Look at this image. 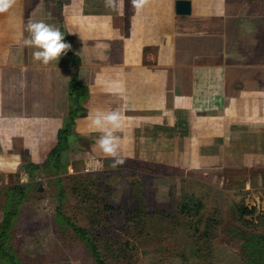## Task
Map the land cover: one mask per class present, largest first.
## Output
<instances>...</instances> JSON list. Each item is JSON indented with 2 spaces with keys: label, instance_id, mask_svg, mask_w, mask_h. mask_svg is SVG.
Listing matches in <instances>:
<instances>
[{
  "label": "crops",
  "instance_id": "1",
  "mask_svg": "<svg viewBox=\"0 0 264 264\" xmlns=\"http://www.w3.org/2000/svg\"><path fill=\"white\" fill-rule=\"evenodd\" d=\"M57 1L16 0L0 14V190L22 165L45 160L71 109L72 79L87 90L73 131L93 160L106 159L89 128L99 109L121 113L126 159L203 173L264 167V0H190L188 15L175 13V0L140 14L130 0L122 12L104 0H61L59 11ZM29 20L62 23L72 48L58 63L44 66L22 45ZM255 183L219 189L234 213L246 195L264 224V186Z\"/></svg>",
  "mask_w": 264,
  "mask_h": 264
},
{
  "label": "rangeland",
  "instance_id": "2",
  "mask_svg": "<svg viewBox=\"0 0 264 264\" xmlns=\"http://www.w3.org/2000/svg\"><path fill=\"white\" fill-rule=\"evenodd\" d=\"M87 147L72 139L58 169L22 165L19 172L29 182L20 184L17 206L10 188L20 183L21 174H11L1 188L0 225L7 211H17L9 247L18 264H96L89 240L106 264H264V240L258 247L262 253L250 243L251 234L264 237L262 217L255 222L253 213L242 215L246 195L238 196L234 213L229 196L219 189L240 188L245 178L264 186V167L203 173L125 159L113 168L110 158L98 162L84 153ZM21 152L25 163L29 155ZM94 165L102 170L85 171ZM185 193L203 202L199 215L179 213ZM137 194L149 214L141 222L144 214L136 212L140 208L133 201ZM0 264L9 263L0 258Z\"/></svg>",
  "mask_w": 264,
  "mask_h": 264
},
{
  "label": "clouds",
  "instance_id": "3",
  "mask_svg": "<svg viewBox=\"0 0 264 264\" xmlns=\"http://www.w3.org/2000/svg\"><path fill=\"white\" fill-rule=\"evenodd\" d=\"M154 0H130L131 8L135 14H140L153 4ZM16 4V0H0V14L9 12ZM125 0H104L105 8L110 11L122 12ZM29 33L27 38L22 40V45L26 48H34L32 58L44 66L52 62L58 63L60 58L71 50L72 45L65 41V34L56 26L45 23L44 21L29 20L26 25ZM91 132L99 133L97 144L103 152L105 158L112 160V167L117 168L125 163V157L121 155V138L117 133L124 130V121L119 111H102L97 109L90 115ZM7 166L0 163V170H5ZM19 168L8 169L15 173ZM99 165L86 168L85 171H100ZM21 184L29 182L27 174H21Z\"/></svg>",
  "mask_w": 264,
  "mask_h": 264
},
{
  "label": "trees",
  "instance_id": "4",
  "mask_svg": "<svg viewBox=\"0 0 264 264\" xmlns=\"http://www.w3.org/2000/svg\"><path fill=\"white\" fill-rule=\"evenodd\" d=\"M57 6L59 8V11L61 10V0L57 1ZM61 31L65 34V41H67V34L64 29V26L61 23ZM70 53V52H69ZM87 94L86 86L78 82L77 79L71 80V89L69 92L70 97V105L71 109H69V112L67 114V117L63 120L62 125L59 127L56 133V139L52 146V148L47 153L45 160L41 164H33L28 163L29 167H35V168H59V162L62 156V153L67 150V147L72 139H81L80 136L73 131V125H74V119L76 117H82L84 116L85 110L80 105V101L82 97H85ZM82 140V139H81ZM22 188L23 186L20 184L14 185L10 189L14 191V206H17L20 202V199L22 197ZM142 194V193H141ZM141 194L135 195V199L133 201L137 204V206L140 208V210H137L136 212L138 214L143 213L144 216L141 217L140 215V222L141 219H146V217L149 216L148 212H144L142 210L143 206L141 204ZM203 207L202 202L195 198L192 194L185 193L181 200L178 203V211L180 214L185 215L187 217H195L200 214L201 209ZM16 210L10 209L4 214L3 220L0 225V258L3 261L8 262L9 264H18L17 257L14 253H12V248L9 247V237H10V228H11V217L16 214ZM240 212L243 214H250L253 212V209H249L245 206L240 207ZM145 223V220L142 221ZM76 227H74L75 229ZM78 229V228H76ZM75 229V230H76ZM250 243L256 249L259 253H262L260 249H258L260 243L264 240V237H260L256 234L250 235ZM89 240V238H88ZM92 240V239H91ZM88 248L95 259L96 264H106L105 260L100 256V253L89 240Z\"/></svg>",
  "mask_w": 264,
  "mask_h": 264
},
{
  "label": "water",
  "instance_id": "5",
  "mask_svg": "<svg viewBox=\"0 0 264 264\" xmlns=\"http://www.w3.org/2000/svg\"><path fill=\"white\" fill-rule=\"evenodd\" d=\"M174 11L177 15H188L191 11L190 0H175ZM43 187L39 186L38 190L42 191Z\"/></svg>",
  "mask_w": 264,
  "mask_h": 264
}]
</instances>
